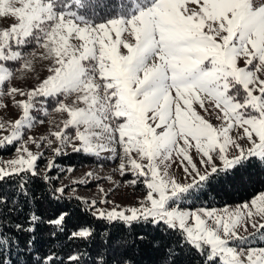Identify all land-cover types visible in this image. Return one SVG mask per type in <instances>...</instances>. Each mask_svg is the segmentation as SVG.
I'll use <instances>...</instances> for the list:
<instances>
[{
	"label": "snow or ice",
	"instance_id": "1",
	"mask_svg": "<svg viewBox=\"0 0 264 264\" xmlns=\"http://www.w3.org/2000/svg\"><path fill=\"white\" fill-rule=\"evenodd\" d=\"M129 3L132 7L120 0L112 18L95 23L88 15L71 10L72 6L87 9L85 0H0V17L17 21L0 31V86L17 71L7 67L8 62L23 61L20 70L31 67V61L20 51L31 41L45 50L44 59L52 61L50 74L32 90L25 93L10 88V95L27 99L15 102L23 114L10 125V133L0 138V147L19 141L23 130L33 126L30 112L35 107L34 98L76 96L71 105L59 101L55 109L66 112L68 118L59 131L52 133L59 146L52 149L53 158L48 160L43 175L37 171V162L44 153L30 151L27 142L16 149V158L0 161V182L18 178L13 208L19 205L20 196L30 203L35 201L29 187L31 178L51 183L48 173L57 167L55 158L67 154V147L73 152L98 155L101 150L115 153L119 145L121 175L127 169L137 179L143 177L146 196L139 206L119 211L116 207L100 209L96 200L77 197L89 205L85 211L110 223L122 222L128 229L137 223H162L180 234V244L175 247L194 248L205 257L206 264L217 260L220 264H264V247H244L250 239L264 240V223L252 222L254 232L248 236L237 232L246 218H264V192L235 209L185 210L179 206L206 187L245 179L241 169L253 160L264 168V79L257 75L264 72V3ZM108 6V0H96L94 5ZM241 57L244 67L238 66ZM81 103L83 106H79ZM213 115L219 124L211 122ZM4 128L0 123V129ZM69 128L75 129L74 136L65 131ZM237 128L242 129V135H233ZM29 140L36 143L31 137ZM47 147L52 148L50 140ZM193 153L198 156L195 161ZM174 156L180 158L190 182L181 183L169 175V162ZM64 191V187L52 188L49 195L60 199ZM7 203V197H0V205ZM68 216V212H61L47 223L62 231ZM39 222L40 217L31 212L27 228L15 225L16 232L31 234L22 246L17 236L5 232L7 222L0 219V264H15L13 253L32 256L36 252L34 233ZM92 234L91 229L82 228L72 232L70 239H87ZM146 239L137 235L122 243ZM153 246L159 247V242ZM175 247L166 250L165 264H176L180 253ZM105 255L103 251L98 253L101 264ZM33 258L36 264H59L54 252ZM69 260L77 264L79 257ZM23 264L29 261L25 259ZM123 264L133 261L129 258Z\"/></svg>",
	"mask_w": 264,
	"mask_h": 264
},
{
	"label": "trees",
	"instance_id": "2",
	"mask_svg": "<svg viewBox=\"0 0 264 264\" xmlns=\"http://www.w3.org/2000/svg\"><path fill=\"white\" fill-rule=\"evenodd\" d=\"M123 2L132 7L129 0ZM89 5L87 9H78L72 6V11H79L86 14L94 22L104 21L112 18L120 0H108L109 6L106 8L94 7L96 0H85ZM96 12L95 16L92 13ZM17 142L12 145L0 148V155L9 154L15 151ZM57 167L48 175L52 177L50 184H45L39 178H31L29 187L36 199L30 203L23 196L19 197L20 203L13 208V196L16 194L17 177L11 180L0 182V197H7L8 203L0 205V219L7 222L6 233L17 236L23 246L31 234L26 232H16L15 225L29 226V214L35 212L40 217V222L36 225V252L32 256H25L23 253H13L11 260L15 264H23L27 259L29 264H36L33 257L43 258L49 253H56L59 257V264H72L69 260L71 256L79 257L77 264H101L98 253L105 252L103 264H123L127 259H131L133 264H165L166 250L180 244V234L165 227L164 224L154 226L151 223H137L131 229L126 228L122 222H108L97 219L91 211L82 203L81 199L63 193L60 199H54L49 192L52 188H57L58 181L54 176L62 169L68 167H79L87 164H109L112 159L102 155L85 154L83 152H73L70 150L66 155L55 158ZM43 175L44 173H40ZM128 174V173H127ZM241 174L245 179L238 180L223 186H209L199 190L193 195L182 200L180 207H220L227 204L247 201L264 191V168H261L257 161L253 160L246 168L241 169ZM131 175V173L129 174ZM69 197H72L69 199ZM11 209V211H10ZM61 212H68L69 216L63 224V230L47 223L54 220ZM82 228L92 230V235L87 239H70L71 233ZM264 232V229L261 230ZM55 233V236L52 234ZM137 235L147 237L144 241L136 240L134 244L122 243L129 241ZM250 235V234H249ZM159 242V247H154V243ZM238 243V242H235ZM264 246V240L260 238L250 239L244 247ZM180 253L176 257V264H206L205 257L199 254L194 248L185 245L183 248L175 247ZM215 264H220L217 260Z\"/></svg>",
	"mask_w": 264,
	"mask_h": 264
},
{
	"label": "rangeland",
	"instance_id": "3",
	"mask_svg": "<svg viewBox=\"0 0 264 264\" xmlns=\"http://www.w3.org/2000/svg\"><path fill=\"white\" fill-rule=\"evenodd\" d=\"M254 3L259 6L261 3H264V0H254ZM16 22L17 21L14 17H0V31L9 28L13 23ZM101 22L104 21L95 23ZM113 38L115 37L113 36ZM72 42L78 43V41ZM20 51L26 54L27 59L31 61V67L27 70H20L23 61L7 63V67L17 71H14L10 81L5 82L2 86H0V93H3L2 95H0V123L5 125L4 129H0V138L10 133V125L13 124L23 114L22 108L17 106L15 102L27 99L26 96H20L18 94L14 96L10 95V88H19L27 93L28 91L35 88L40 81H42L50 74L49 68L52 67V61L43 58V56L45 55V50L41 47H38L34 41L29 42L26 46L22 47ZM238 66H245L243 57L238 59ZM257 75L264 79V72L257 73ZM75 99V94L69 96L67 99H65L63 96H58L55 98H34L33 103L35 107L30 112V115L34 118L33 126L31 128H25L23 130L21 139L19 141H16V149L20 146L21 143L27 142L25 146L28 147L30 151H39L44 153V158L38 160L37 162L38 173L45 172L48 160L53 158L52 149H55L59 146V142L56 140L55 136L52 135V133L59 131L63 127V121L68 118L66 112L55 110L58 106V102L63 101L65 104L71 105L72 101ZM79 106H83V104L81 103ZM196 107L197 111H200L201 114L204 115L202 110H200L198 106ZM208 107L211 108L212 106L208 105ZM210 119L214 124L220 123V121H217L215 119V115L210 117ZM65 131L72 136L75 135L74 128H69ZM233 135H242V129H235ZM30 137L33 138L36 143L31 142L29 140ZM49 140L52 142V148L47 147V143ZM242 143H244L245 147L248 146L246 141H243ZM37 144H39V147H37ZM115 147V153L108 150H101L99 154L111 158L112 163H97L87 164L79 167H68L71 168L72 171H65L64 169H62V171L54 176V178H56L58 181L57 188L64 187L65 194L79 197L89 202L92 200H96L97 208L105 209L108 211L112 210L114 207H116V209L119 211L124 208L139 206V201L143 200L147 194V189L143 182V177L137 179L127 169L125 170V174L121 175L119 165L121 163L120 155L122 153V149L119 145H116ZM16 149L12 153L0 155V161H7L16 158ZM70 150H72L70 146L65 149L66 152ZM133 155L135 156V153ZM193 158L195 161L198 159V156L193 153ZM179 161L180 158L174 156L173 159L169 162V175L174 176L181 183H188L190 182V179L185 178L183 167L181 166ZM138 162L147 163V161L139 160ZM216 162L217 164L220 163L219 160H217ZM0 166L3 165L0 164ZM89 173H91L90 176L88 175ZM130 173L131 175H129ZM134 179L136 180V183H130ZM252 198L247 201H250ZM102 200H107L108 203H99ZM244 202L245 201L227 204L220 207L205 208H216L219 210L228 207L229 209H235L237 206L242 205ZM86 206L89 207V205ZM181 208L185 210H195L200 207ZM252 222H255L257 225H259L260 223H264V218L254 217L252 221H248L246 218L237 228L238 234L242 236H248L249 234L253 233L254 229L251 227ZM245 224L247 225V231L244 230ZM251 247L258 248L264 246ZM246 249L247 247H245V250Z\"/></svg>",
	"mask_w": 264,
	"mask_h": 264
}]
</instances>
